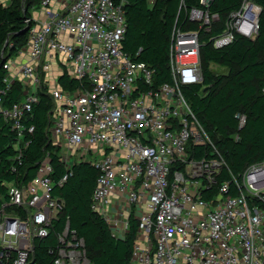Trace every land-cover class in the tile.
Wrapping results in <instances>:
<instances>
[{"label": "built area", "instance_id": "1", "mask_svg": "<svg viewBox=\"0 0 264 264\" xmlns=\"http://www.w3.org/2000/svg\"><path fill=\"white\" fill-rule=\"evenodd\" d=\"M209 1L201 4L209 7ZM128 3L65 0L55 11L53 0H42L44 20L33 19L32 26L27 21L26 49L4 64L0 90V118L15 135L17 159L34 132L25 118L44 87L54 105L50 142L61 150L68 172L60 184L77 164L98 170L92 210L117 238L127 235L133 214L138 220L131 264H264V161L220 182L227 164L182 93V87L203 82L199 33L174 30L173 83L156 88L155 72L123 50ZM260 13L244 2L214 47L227 46L237 36L255 39ZM218 19L208 11L190 12L191 22L201 28ZM62 77L74 83L72 88H63ZM16 84L24 99L6 107ZM237 117L242 128L245 117ZM202 148L211 157L204 153L197 159ZM53 173L47 157L29 184L7 185L8 199L0 209V264H39L34 242L49 237L64 210L53 195ZM114 196L127 217L114 213ZM58 240L57 250L50 252L54 264H92L84 239L69 223Z\"/></svg>", "mask_w": 264, "mask_h": 264}, {"label": "trees", "instance_id": "2", "mask_svg": "<svg viewBox=\"0 0 264 264\" xmlns=\"http://www.w3.org/2000/svg\"><path fill=\"white\" fill-rule=\"evenodd\" d=\"M246 1L261 9L256 38L237 36L233 43L215 48L214 39L225 33L230 15L239 11ZM41 2L12 0L8 5L0 4V90L6 75L3 62L18 57L26 49L29 39L28 33L24 32L29 26L27 21L32 26L33 11L40 9ZM194 9L218 15L219 19L201 28L199 23L190 20V12ZM126 17L128 26L123 50L155 72L156 88L173 83L170 49L174 30L199 33L203 82L181 89L227 164L220 182L230 181L249 166L263 162L264 0H214L209 7H204L201 0H155L152 5L148 0H129ZM220 69L225 72L221 73ZM60 84L66 90L74 85L67 77H62ZM39 96L38 104L25 118L24 124L34 127V132L27 135L29 145L23 148L19 160V153L13 148L15 135L11 133L9 123L0 118V209L8 199L7 185L29 184L39 164L49 157L54 169L53 195L63 203L64 210L53 222L49 237L35 240L36 261L54 264L55 254L50 252L57 250L58 236L69 223L70 228L84 239L92 264H131L138 231L135 214L130 218L127 235L115 237L107 222L91 208L99 178L98 170L91 164H77L67 181L60 184L68 172L61 162V150L50 142L53 100L44 87ZM23 99L22 86L16 84L5 98V106L10 107ZM237 116L245 117L242 128ZM205 150L199 149L195 157L201 159L204 153L211 157Z\"/></svg>", "mask_w": 264, "mask_h": 264}, {"label": "crops", "instance_id": "3", "mask_svg": "<svg viewBox=\"0 0 264 264\" xmlns=\"http://www.w3.org/2000/svg\"><path fill=\"white\" fill-rule=\"evenodd\" d=\"M65 0H53L54 2V10L57 11L61 8L62 4L64 3ZM33 19L34 20H39V19H42L44 20V17L41 15V10H34L33 11ZM122 205L123 203L121 202L119 196H114L113 197V206H112V209L114 211V213H116L119 217L123 216L124 217H127V214H126V209L124 208V212L122 213ZM122 216V217H123ZM121 217V218H122ZM117 232V230H115ZM119 233L122 232L121 229L118 230Z\"/></svg>", "mask_w": 264, "mask_h": 264}, {"label": "rangeland", "instance_id": "4", "mask_svg": "<svg viewBox=\"0 0 264 264\" xmlns=\"http://www.w3.org/2000/svg\"><path fill=\"white\" fill-rule=\"evenodd\" d=\"M3 2H4V5H8V4H10V2L12 1V0H2ZM23 2H25V0H23ZM220 71H221V73H223V72H225L224 70H222V69H220ZM220 73V74H221Z\"/></svg>", "mask_w": 264, "mask_h": 264}, {"label": "water", "instance_id": "5", "mask_svg": "<svg viewBox=\"0 0 264 264\" xmlns=\"http://www.w3.org/2000/svg\"><path fill=\"white\" fill-rule=\"evenodd\" d=\"M213 1H214V0L209 1V4L211 5ZM29 29H30V28H29V26H28V27L25 29L24 32H25V33H28V32H29ZM6 61H7V60H4L3 64H5Z\"/></svg>", "mask_w": 264, "mask_h": 264}]
</instances>
